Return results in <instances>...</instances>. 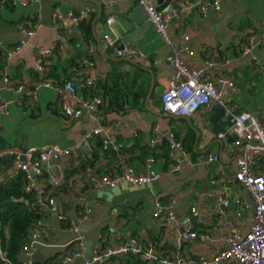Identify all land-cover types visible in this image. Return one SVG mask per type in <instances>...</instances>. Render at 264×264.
I'll use <instances>...</instances> for the list:
<instances>
[{"label":"crops","instance_id":"1","mask_svg":"<svg viewBox=\"0 0 264 264\" xmlns=\"http://www.w3.org/2000/svg\"><path fill=\"white\" fill-rule=\"evenodd\" d=\"M95 1L101 6L98 19V6L92 0H41L29 7L13 6L10 0H2L1 47L9 49L15 46L23 38L21 28L34 30V35L19 55L6 62L7 67L1 75H6L13 83L24 86V90L32 89L38 83V78L42 77L35 70L37 50H51L60 30L64 36L63 50L60 51L62 59L55 53L51 54L48 56L47 65L55 66L58 61L69 58L68 67L62 70L59 66L55 75L60 79L69 77L77 88L79 100L84 99V77L97 79L102 84L114 71L131 72L132 65H140L150 82L151 78L154 79L147 108L145 107L144 112L126 109L125 112L106 113L100 109L99 112L95 110L91 114H82L80 118L72 119L61 111V96L58 92L40 88L34 104L25 97L20 103L9 106L8 116H0V149L15 148L22 152L23 144L27 147L26 151L49 144L73 148L98 126L111 123H117L110 132L116 140L126 144L134 132H137L139 137L136 140L146 148L152 130L157 126L160 133L173 130L187 146L192 145V152L188 153L193 164H183L179 172L168 173L166 155L164 156L162 149L165 147L161 146L154 152V169L161 173L157 181L145 186L125 184L113 189L97 190L89 184V175L120 172L123 159H111L102 152L95 151L94 138L91 149H85L82 153L72 151L68 159L45 168L44 178L37 180L35 185L42 190L45 183L48 184L47 178L61 177V183L57 186L49 184L51 189L46 193L55 200L60 214L49 216L44 202L47 196L38 202L42 211L40 220L43 228L36 254L43 259H37L36 263L63 264L64 257L79 251L81 256L71 264L80 258L86 261L93 257L95 251L130 239L136 240L143 247H152L162 258H211L225 247V239L232 228H237L241 233L248 231L252 201L242 186L237 184L226 215L215 214V186L211 184V180L220 170L232 177L235 166L233 157L225 152L232 146V142L222 135H213L210 130L224 129L230 134L232 124L228 125L230 119L224 110L213 112L214 105L186 119L163 113L159 106V97L167 87L172 73L166 58L173 51L178 52L190 69L204 68L205 61L213 60L217 64L208 71V77L212 80L216 76L224 75L231 78L236 85L237 92L228 95L230 105L236 110L250 112L259 123H264V45L256 48L250 56L243 57L240 52L246 35L264 24V2L223 0L221 12H211L205 18L196 9L183 11L171 20V43L166 45L153 31L134 0ZM151 1L155 3L157 0ZM180 1L182 0H171L168 4L164 1L163 9L156 7L168 11ZM88 9L94 10V13L78 26L67 18L68 14H77ZM54 14L63 16L67 31L59 29ZM109 18L114 20L111 25L106 24ZM87 25L90 26L91 39L85 37ZM104 34L114 41L113 47L105 46L102 39ZM126 45L139 50L144 58L131 59L133 63L113 61L112 59H119L114 56V50ZM187 51L193 52L194 56H188ZM76 64L81 65V68L76 67ZM47 73L49 70L45 68L44 75ZM155 89L158 92L153 96ZM0 93L8 100L20 96L2 87ZM53 108L58 115L53 114ZM123 123L127 126L124 127ZM196 132L199 134L198 140ZM41 136L44 138L40 139ZM211 154L219 155V162H208L207 157ZM126 159L138 171H143L140 151L135 150L130 155L126 153ZM7 161H0L2 184L13 175V169L6 166ZM255 173L264 176V155L258 159ZM173 197L177 202L174 208L175 222L163 223L155 219V202L160 200L167 203ZM84 205L90 209V215L80 221ZM191 207L196 208L199 216L197 223L195 222L197 232L210 234L211 240H188L178 244L176 225L184 224V218ZM74 227L78 228V234L74 232ZM78 235L83 237L82 249L78 245ZM128 257L116 258L110 264H126ZM23 260L21 254L19 261Z\"/></svg>","mask_w":264,"mask_h":264},{"label":"built area","instance_id":"2","mask_svg":"<svg viewBox=\"0 0 264 264\" xmlns=\"http://www.w3.org/2000/svg\"><path fill=\"white\" fill-rule=\"evenodd\" d=\"M41 0H10L11 5L21 7L32 6ZM137 7L141 9L151 24L153 31L166 44L170 45V25L171 20L176 18L181 12L196 9L201 17L205 18L209 13L219 14L222 8L223 0H182L177 6L168 11L159 10L151 0H134ZM264 2V0H262ZM94 10H82L77 14H68L67 18L78 26L82 21L91 17ZM55 20L59 23V29L66 30L63 16L54 14ZM113 18L106 21L111 25ZM59 32L56 35V43L51 50H37L35 58V70L43 76L45 67L42 59L52 54L54 49L63 50V34ZM67 31V30H66ZM23 38L12 48L3 49L0 45V52L4 53L5 61L11 60L19 55L28 45L29 39L34 35V30L21 28ZM105 46L113 47L114 41L104 34L102 37ZM264 45V24L251 30L245 37L240 52L243 57L252 55L256 48ZM114 56L117 58H129L142 60L144 56L131 45L123 46L121 49L114 50ZM92 52V50H90ZM187 55L193 57L194 53L187 51ZM166 62L171 68L172 73L165 87L160 94L162 112L168 116L190 118L202 109H207L212 105L220 106L225 113L232 119L230 132L235 139L232 146L225 151L228 156L233 157L235 171L232 177H229L220 170L217 176L211 180L215 186L213 196L215 198L214 212L219 216H224L231 204L233 190L235 185H241L248 193L252 201V216L249 229L246 233H241L237 228H232L225 239V247L218 251L211 258L200 257L198 260L186 259L180 256L174 258H162L152 247H143L136 240L120 242L114 246L95 251L93 257L86 260L84 264H110L114 259L124 256H136L146 263L156 262L157 264H264V176L255 173V166L264 155V123L259 121L246 111L234 109L228 100L229 94L237 92L234 81L224 75H219L210 79L208 71L217 63L213 60L204 62V68L190 69L185 64L182 56L173 51L170 53ZM92 65L91 62H87ZM227 64V61L225 62ZM97 79L84 77L82 87H92L97 84ZM2 83L4 90L13 94L20 95L16 99H6L0 93V116L9 115V106L20 103L25 97H28L31 104L36 102L38 90L47 88L60 94V109L63 114L72 119H78L82 114H91L102 104L99 97L90 99H78L77 88L72 82H66L62 86H56L50 81H40L32 89L24 90V86L17 85L11 79L3 75ZM117 123L100 125L93 131L85 135L83 141L75 144L73 148H62L55 144L44 145L38 148H31L24 153L15 148L0 149V161L3 159L12 160V169L14 177L22 172L27 180L26 190H36L38 192V201L43 199L41 190L36 187L37 180L44 175V169L54 166L62 160L71 157L72 151L82 153L85 149H91L93 139H100L102 150L121 151L123 148H130L136 139L138 133L134 132L133 137L123 144L111 136V130ZM124 127L127 124H122ZM220 137L222 134H219ZM218 135V136H219ZM217 136V137H218ZM223 136V135H222ZM166 148L167 172L175 174L180 171L183 164L191 166L189 153L184 147L182 140L173 130L160 133L155 126L151 133V138L147 141L148 154L142 161L143 171H138L130 162L121 160V170L115 174L89 175L88 182L94 189H113L120 185L145 186L161 177V173L154 169L156 163L154 153L159 147ZM122 159V158H121ZM219 155L211 154L207 157L208 162H219ZM50 185L57 186L61 183V177L47 178ZM47 205L49 216H59L60 212L52 197L44 199ZM176 199L173 197L169 201L155 202V213L153 217L161 220L163 223L175 222L174 208ZM90 215V209L84 205L80 221L85 220ZM198 212L196 208L191 207L184 218V224L176 225V242L181 244L188 240H199L206 242L211 240L208 233H200L196 230L195 222L198 221ZM42 221L36 220L28 233L26 244L23 248V261L17 264H37L33 257L40 245L39 239L42 235ZM74 232L78 234V228L74 227ZM78 245L82 249L83 237L78 235ZM81 256V251L73 253L71 256L63 258V264H71L76 258ZM0 262L3 264H14L6 256L2 240L0 238Z\"/></svg>","mask_w":264,"mask_h":264},{"label":"trees","instance_id":"3","mask_svg":"<svg viewBox=\"0 0 264 264\" xmlns=\"http://www.w3.org/2000/svg\"><path fill=\"white\" fill-rule=\"evenodd\" d=\"M1 4L2 0H0V6ZM60 32L62 33V31ZM85 37L86 39H91L89 25L86 27ZM54 53L60 58V60L62 59L61 52L58 49H54L52 54ZM47 59L48 57L43 58L42 62L46 70H49V73L38 78V82L50 81L56 86H62L66 82H71L68 76L64 79H60L55 75L59 66L62 70L68 67L69 58L58 61L55 66L47 65ZM6 64L4 53L0 52V78L2 76L1 73H3L4 69L7 67ZM75 66L78 67L79 64H76ZM131 67H133L131 72H119L116 70L111 73L102 84L97 82L95 86H85L82 88V96L84 99H90L93 97L101 98L102 104L96 108L95 112H99L100 109H102L104 113L108 111L125 112L126 109H134L139 112L145 111L144 99L150 87V78L140 65H132ZM78 68H81V65ZM159 106L161 109L160 98ZM52 112L53 114L58 115L55 108L52 109ZM98 116L102 117L101 115ZM191 139L192 142H194V137ZM182 142L187 152H192V145L187 146L184 141ZM94 147L95 151H100L111 159L118 158L119 161L120 158H122L129 162V160L126 159V153L130 155L134 153L135 150L140 151L142 160L148 154L146 148H143L138 140H136L130 148H123L118 152L102 150L100 139H95ZM162 149L165 156L166 148ZM7 160L6 166L12 168V160ZM1 167L2 162H0V169ZM42 178H44V176L39 179ZM26 185L27 180L22 172L7 179L6 183H0V238L7 258L14 264L20 263L19 257L26 244L29 230L31 229L32 224L40 219V212H42L38 205V192L36 190L27 191ZM48 189H51V186L45 183V187L41 190L43 197L50 196L49 193L46 194ZM125 261L126 264H153L143 262L136 256H129ZM0 264L3 263L0 262Z\"/></svg>","mask_w":264,"mask_h":264},{"label":"water","instance_id":"4","mask_svg":"<svg viewBox=\"0 0 264 264\" xmlns=\"http://www.w3.org/2000/svg\"><path fill=\"white\" fill-rule=\"evenodd\" d=\"M97 6H98V14H97V19L100 17V13H101V6L99 5V3L98 2H96L95 0H92ZM164 1H166V3L168 4V3H170V1L171 0H157L156 2H155V5L157 6V7H159L160 9H163L165 6L163 5V3H164ZM95 22H96V20L94 21V23H93V25L95 24ZM113 61H123V62H129V63H133L132 62V60L131 59H129V58H119V59H112ZM3 88V83L2 82H0V88ZM153 88H154V79L153 78H151V82H150V87H149V90H148V93H147V95H146V97H145V100H144V105H145V107L147 108V104H148V100H149V98H150V95H151V93H152V90H153ZM217 110H221V111H223L224 109L222 108V107H220V106H216V105H214V107H213V112L214 111H217ZM225 112V111H224ZM170 117H174V116H171L170 115ZM174 118H182V119H186L185 117H174ZM228 119H230V120H228V125L230 126L231 124H232V119H231V117L229 116L228 117ZM210 132L213 134V135H215V136H218L219 135V133H221L222 135H223V137H225L226 138V140L227 141H230V142H233L234 141V139H235V137H234V135H232L231 133L229 134L228 132H227V130H210ZM196 134H197V132H196ZM199 139V134H197L196 135V140H198ZM26 149H27V147L25 146V144H23L22 146H21V151H22V153H24L25 151H26ZM37 259H43L42 258V256H40L39 254H35L34 255V257H33V260L36 262L37 261ZM85 263V260L83 259V258H80V259H77L73 264H84ZM153 264H157L156 262H153Z\"/></svg>","mask_w":264,"mask_h":264},{"label":"rangeland","instance_id":"5","mask_svg":"<svg viewBox=\"0 0 264 264\" xmlns=\"http://www.w3.org/2000/svg\"><path fill=\"white\" fill-rule=\"evenodd\" d=\"M257 83H258V81L256 82V84H257ZM157 92H158V90L155 89V91H154V93H153V96L156 95ZM29 113H30V112H29ZM43 138H44V137H42V136L40 137V139H43Z\"/></svg>","mask_w":264,"mask_h":264}]
</instances>
